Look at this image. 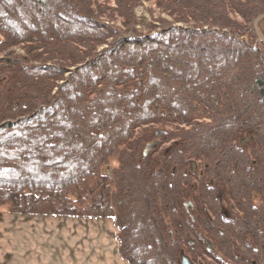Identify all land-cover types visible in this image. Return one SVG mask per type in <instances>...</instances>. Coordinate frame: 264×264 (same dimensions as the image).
Wrapping results in <instances>:
<instances>
[{"label":"trees","instance_id":"1","mask_svg":"<svg viewBox=\"0 0 264 264\" xmlns=\"http://www.w3.org/2000/svg\"><path fill=\"white\" fill-rule=\"evenodd\" d=\"M145 1L148 34L141 0H0V205L113 218L128 264H264V0Z\"/></svg>","mask_w":264,"mask_h":264},{"label":"crops","instance_id":"2","mask_svg":"<svg viewBox=\"0 0 264 264\" xmlns=\"http://www.w3.org/2000/svg\"><path fill=\"white\" fill-rule=\"evenodd\" d=\"M0 264H128L113 218L0 209Z\"/></svg>","mask_w":264,"mask_h":264},{"label":"rangeland","instance_id":"3","mask_svg":"<svg viewBox=\"0 0 264 264\" xmlns=\"http://www.w3.org/2000/svg\"><path fill=\"white\" fill-rule=\"evenodd\" d=\"M102 3H108L109 5H113L115 3V0H106ZM136 14L138 17V23L136 26L137 33L139 34H148L150 32H153L154 30H159V27L157 26L158 22L157 20L159 18H165L168 20H172L166 13L162 12L160 9L157 8L155 5V2L151 1H145L141 0L140 4L136 7ZM118 24H121V20H118ZM19 53H23L21 49L17 50ZM172 127H168L166 130H172L170 129ZM159 146L153 151L152 157H156L159 153H161L163 150L165 151L169 145L171 144V141H161ZM117 163L112 162L109 166H107L104 170L105 173L108 175H111L113 168L116 166ZM192 164V163H191ZM191 164L189 167H191ZM196 164V173L204 175V169L203 165L200 162H195ZM0 209L3 210H9L7 205H0ZM10 211V210H9ZM211 259V258H207ZM206 259L203 257H199V263H203ZM210 261V260H209ZM204 264V263H203Z\"/></svg>","mask_w":264,"mask_h":264},{"label":"water","instance_id":"4","mask_svg":"<svg viewBox=\"0 0 264 264\" xmlns=\"http://www.w3.org/2000/svg\"><path fill=\"white\" fill-rule=\"evenodd\" d=\"M263 17H264V15L260 16L256 20L255 24L257 25L258 21L261 18H263ZM257 32H258L259 37L262 40H264V36L260 33V31H259L258 28H257ZM165 134H167L166 131H157L156 132V136L157 137H160V136L165 135ZM159 144H160V140L159 139H156L152 143L148 144L146 146L145 150H144V155L147 156L150 151H154L159 146ZM191 169H192L193 172L196 171V164H195V162H193L191 164ZM184 205H185L186 212L191 217L192 221L195 222V218L192 215V211L194 210V203H193V201L192 200H189V201L185 202ZM171 235H172V233H171ZM205 243H206L207 250L210 251V252L211 251L213 252L214 251V245L212 244V242L209 239L205 238ZM180 264H194V263L188 257H186L185 255H182Z\"/></svg>","mask_w":264,"mask_h":264}]
</instances>
